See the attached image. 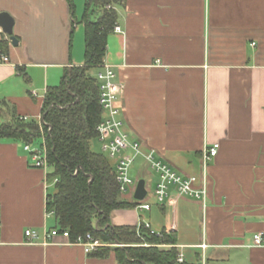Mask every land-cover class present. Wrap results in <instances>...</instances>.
<instances>
[{"label": "crops", "instance_id": "obj_1", "mask_svg": "<svg viewBox=\"0 0 264 264\" xmlns=\"http://www.w3.org/2000/svg\"><path fill=\"white\" fill-rule=\"evenodd\" d=\"M86 1L0 0L18 41L0 29V120L40 119L46 90L84 64ZM114 9L123 34L109 35L104 64L122 87L125 131L140 145L139 154L124 151L135 187L121 199L137 201L144 181L151 210H115L111 226L138 230L142 220L174 233L187 264H264L253 241L264 237V0H125ZM214 144L206 208L176 195L164 206L148 200L157 178L144 155L200 178ZM25 145L0 139V264H116L113 253L95 257L62 238L44 243L57 223L47 211L50 172L33 166Z\"/></svg>", "mask_w": 264, "mask_h": 264}, {"label": "trees", "instance_id": "obj_2", "mask_svg": "<svg viewBox=\"0 0 264 264\" xmlns=\"http://www.w3.org/2000/svg\"><path fill=\"white\" fill-rule=\"evenodd\" d=\"M124 2L86 1L84 64L71 68L58 86L46 90L42 123L13 115L8 121L0 120V139L28 144L43 138L55 169L51 178H58L47 202V211L55 215V229L68 231L73 239L91 234L109 245L98 249L95 257L107 258L113 253L116 264H177L174 233L163 231L157 237L143 228L111 226L113 211L134 209L137 202L121 199L113 165L91 147L103 115L92 72L104 64L108 37L118 25L114 6Z\"/></svg>", "mask_w": 264, "mask_h": 264}, {"label": "built area", "instance_id": "obj_3", "mask_svg": "<svg viewBox=\"0 0 264 264\" xmlns=\"http://www.w3.org/2000/svg\"><path fill=\"white\" fill-rule=\"evenodd\" d=\"M109 8L111 7L109 6ZM114 33L123 34L121 28L118 26L114 28ZM2 61L7 63L9 58L3 56ZM93 76L98 82L99 104L103 110L102 120L96 129L98 134L97 140L101 144L102 153L111 163H114L115 177L121 195H127L135 187V181L131 175L132 162L124 157L123 154L127 147L139 154L140 145L132 141L125 131V124L121 118L122 110L119 106L122 87L116 81V72L110 66L103 64L95 70ZM21 120L27 121L29 119L23 117ZM40 120L42 123L43 120L41 118ZM219 148V144H214L205 149L202 157L203 175L200 178L180 175L168 163L161 160L155 151H150L144 155L147 165L157 178L153 192L156 204L164 206L173 195H176L178 197H186L200 201L204 205V208H206V203L209 198L207 169L209 164L218 156ZM24 149L33 160V166L35 168L47 170L52 167L48 160L45 143L37 149L32 148L30 143H28ZM50 179L53 180L55 185L58 183V178H51V175L48 174L46 183V189L48 191L51 187L49 184ZM145 199L143 201H136L137 206L134 208L136 211L143 212L151 210V205L146 203ZM48 215L51 216L53 213L49 212ZM142 228L149 231L151 235L157 237H161L162 235L153 230L149 223L141 220L138 231ZM25 236L29 243H37L40 238L39 234L33 230H27ZM44 238V243L51 242L56 238H62L72 245L84 247L87 254L95 253L98 249L109 246L91 234L85 236L80 235L73 239L68 231L60 232L59 229H53L47 232ZM253 241L254 247L264 246L263 234L255 235ZM176 262L177 264L184 263L182 255H177Z\"/></svg>", "mask_w": 264, "mask_h": 264}, {"label": "water", "instance_id": "obj_4", "mask_svg": "<svg viewBox=\"0 0 264 264\" xmlns=\"http://www.w3.org/2000/svg\"><path fill=\"white\" fill-rule=\"evenodd\" d=\"M14 25H15V21L8 13L0 14V29L5 35L10 37L12 44L14 46H17L18 44L17 38L13 35ZM146 195L147 192L145 190V183L144 181H140L137 185L134 197L137 201H143Z\"/></svg>", "mask_w": 264, "mask_h": 264}, {"label": "rangeland", "instance_id": "obj_5", "mask_svg": "<svg viewBox=\"0 0 264 264\" xmlns=\"http://www.w3.org/2000/svg\"><path fill=\"white\" fill-rule=\"evenodd\" d=\"M94 72H95V70L92 72V75H93ZM36 120L37 121H41L40 119H36ZM43 144H44L43 138L35 139V141H33V142L30 143L31 147L34 148V149L40 148V146L43 145ZM91 147H92V150L94 152H96V153H102V151H101V144L99 143V141L97 139L93 140V142L91 143ZM48 170H49L48 172H50L49 173L50 175H53L54 172H55V169H54L53 166L50 167ZM49 184L51 186L50 187V190H49V193L50 194H54L55 193V190H56V188H55L56 185L54 184L53 180H51L49 182ZM148 200L151 201V202H155V198L152 196V194H149Z\"/></svg>", "mask_w": 264, "mask_h": 264}]
</instances>
